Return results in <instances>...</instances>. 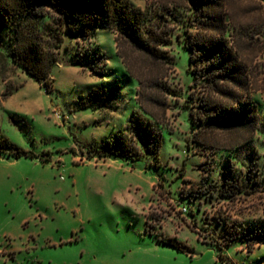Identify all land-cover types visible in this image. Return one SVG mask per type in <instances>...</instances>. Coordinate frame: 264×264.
<instances>
[{
    "label": "rangeland",
    "instance_id": "rangeland-1",
    "mask_svg": "<svg viewBox=\"0 0 264 264\" xmlns=\"http://www.w3.org/2000/svg\"><path fill=\"white\" fill-rule=\"evenodd\" d=\"M130 1L176 14L168 25L171 43L161 47L170 60H152L99 28L93 44L106 51L107 64L99 66L108 77L65 64V55L47 92L9 60L0 63V130L32 154L0 153V264H264V245L249 252L246 243L225 237L227 225H264V135L193 120L190 110L202 114V97L229 101L187 71L184 1ZM261 3L224 0L223 8L228 40L246 66L242 94L264 120ZM198 33L190 25L186 34ZM117 48L141 82L126 87L112 108L77 109L80 93L123 68ZM116 75L123 79L121 70ZM6 89L11 95L4 96ZM140 102L165 127L157 155L145 152L134 163L88 159L87 144L122 129ZM249 166L253 179L246 183ZM231 171L238 181L226 178Z\"/></svg>",
    "mask_w": 264,
    "mask_h": 264
},
{
    "label": "trees",
    "instance_id": "trees-1",
    "mask_svg": "<svg viewBox=\"0 0 264 264\" xmlns=\"http://www.w3.org/2000/svg\"><path fill=\"white\" fill-rule=\"evenodd\" d=\"M183 1L187 71L193 75L194 83L202 80L210 91L229 101L202 97V114L196 116V112L190 110L191 118L215 126L259 131L264 135V120L260 119L258 105L242 94L248 85L246 66L228 40L224 0ZM175 17L167 6L154 12L142 9L130 0H0V63L9 60L47 92L54 89L53 68L65 55H69L63 61L65 64L84 70L88 68L93 75L108 77L107 68L99 66L107 64L106 51L99 42L93 44L99 28L114 32L117 44L123 41L152 60L167 61L171 56L161 47L171 43L172 32L168 25ZM190 25L197 26L202 33L186 34ZM116 54L123 63V68L119 69L123 79L116 75L119 70L114 69L112 80L91 85L86 93L79 94L75 100L77 109L112 108L113 103L125 96L126 87L141 82L131 72L118 48ZM11 93L6 89L4 96ZM164 128L158 117L140 102L122 129L99 142L87 144L86 156L88 159L122 157L134 163L145 152L157 155ZM0 153L15 158L32 155L10 141L1 130ZM233 175L231 171L226 178L230 176L238 181L240 175ZM252 175L253 168L249 166L245 169L244 181L250 183ZM225 237L229 242L241 240L250 252L256 245H264V225H227ZM202 241L222 246L218 240Z\"/></svg>",
    "mask_w": 264,
    "mask_h": 264
},
{
    "label": "crops",
    "instance_id": "crops-1",
    "mask_svg": "<svg viewBox=\"0 0 264 264\" xmlns=\"http://www.w3.org/2000/svg\"><path fill=\"white\" fill-rule=\"evenodd\" d=\"M77 67V66H76Z\"/></svg>",
    "mask_w": 264,
    "mask_h": 264
}]
</instances>
